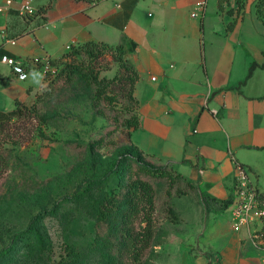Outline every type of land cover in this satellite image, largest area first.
Listing matches in <instances>:
<instances>
[{
	"label": "crops",
	"instance_id": "obj_1",
	"mask_svg": "<svg viewBox=\"0 0 264 264\" xmlns=\"http://www.w3.org/2000/svg\"><path fill=\"white\" fill-rule=\"evenodd\" d=\"M199 1L0 0V55L37 56L47 64L70 44H122L138 74L131 141L171 164L201 197L233 195L236 162L264 193V68L255 67L240 84L252 62H264V25L254 0L238 9L235 0H225L221 10L218 0H205L204 14L192 16ZM23 2L37 13L20 16ZM44 64L29 66L20 79L0 61V119L16 100L33 101ZM33 73L42 75L39 85ZM186 211L173 242L158 246L180 256L169 264H263L246 232L232 230L228 207L208 210L201 199L188 202Z\"/></svg>",
	"mask_w": 264,
	"mask_h": 264
},
{
	"label": "rangeland",
	"instance_id": "obj_2",
	"mask_svg": "<svg viewBox=\"0 0 264 264\" xmlns=\"http://www.w3.org/2000/svg\"><path fill=\"white\" fill-rule=\"evenodd\" d=\"M70 60L63 56L54 61L56 65L47 68V78L55 75L61 61ZM88 68L89 79H73L68 86L59 80L62 76L53 80L46 87L49 97H34L27 104L29 108L34 103V111L27 109L0 132V249L37 213L58 207L56 215L47 214L39 223L51 247L38 252L19 242L2 264H59L68 245L84 258L83 264H103L92 250L100 236L111 240L110 252L118 255L117 264H169L180 259L158 246L173 242L170 235L187 215V203L201 204L203 198L172 178L165 169L167 163L145 158L139 164L127 153L134 105L127 96L128 83L117 85L120 65L107 53ZM95 74L98 80L105 78L102 87L91 81ZM108 80L114 83L105 85ZM98 87L103 92L96 97ZM116 164L122 165L121 172L113 169ZM81 184V189L90 185V190L79 199L66 200ZM89 196L103 205L99 221L92 215ZM126 199L136 209L131 220L133 239L125 243L121 230L108 234V222L118 220L112 216ZM145 225H149V237H135Z\"/></svg>",
	"mask_w": 264,
	"mask_h": 264
},
{
	"label": "trees",
	"instance_id": "obj_3",
	"mask_svg": "<svg viewBox=\"0 0 264 264\" xmlns=\"http://www.w3.org/2000/svg\"><path fill=\"white\" fill-rule=\"evenodd\" d=\"M223 1L225 0H218L219 10L223 8V4H222ZM245 1L246 0H235L237 9L244 6ZM254 7L257 17L262 21L264 25V0H254ZM44 8L45 7L43 5L39 7V9H44ZM232 25L233 23L229 24L228 27L231 28ZM107 53H109L113 57V59L119 63L120 69L122 70V71L119 70L116 76V81H118L117 85H119V83L121 82L128 83L129 85V88L127 90V96L134 105V120L133 123L130 124L131 126L130 128L131 130L135 129L138 125V116H137L138 101L134 95V88H135V83L138 79V74L132 63L127 58H125L122 44L112 46L104 42H97L93 40H88L79 44H70V48L66 50L61 57L69 56L71 60L69 62L61 61V65L58 67V70L56 71L55 75L50 79L47 78L50 72L48 71L45 72L44 80H46L47 83L45 87L42 88L41 91H38L35 94V97L37 98V100H41L44 96L49 97L51 93L47 92L46 87L50 85L53 80L58 81V78H60L61 76L63 78L59 80H62V82L65 83L63 85H67V86L71 85L72 81L74 82L73 79H77V78L89 79L88 77L89 75L91 76L92 71L88 67L89 66L92 67V64L96 62L100 56H103ZM54 61L56 60H51L50 64L52 65L53 63L54 65H56V62ZM258 66L264 68V62L262 64H257L256 62H252L249 67L246 78L242 82H240V84H243L246 81V79L250 77L253 69ZM87 69L89 70L87 71ZM104 80L105 78L98 80L95 74L93 80L91 81H95L98 85H101ZM112 83H114L113 80H108L105 85L108 86L111 85ZM101 92L103 91H101V89L98 87V89L95 91V96L99 97ZM27 109L31 110V112L34 111V103L31 105V107L28 108L27 104L21 103L18 100H16L15 108L3 114V116L1 117L0 132L3 131L6 123H9L12 119H15L17 117L24 116L25 111ZM35 115H37V113H35ZM39 119L42 121L45 120L44 117L41 116L39 117ZM131 130L128 133L127 153L132 157H134V159H136V161L139 162V164H143L144 163L143 160L145 158L154 159L152 155L144 153L139 147H137L131 141L130 138ZM168 165L169 167L170 166L172 167L171 164ZM169 167H166L165 169L169 171V175L172 178L179 179L184 183V185L190 187L192 190H195V192L196 191L198 192L197 187L192 182H190L183 175L175 171L173 167L171 169H169ZM142 168L145 169L146 166H143ZM113 169L117 172H121L122 165L116 164L113 167ZM101 181H102L101 179L93 180V182H97V183ZM81 187L82 184L72 193V195L66 196L65 199L66 200L79 199L83 193H87L90 190L91 186L88 185L84 189H81ZM143 190L146 189L143 188ZM133 191H135L134 188ZM232 197L233 195H229L227 199L217 200L216 198L211 197L209 195H202V198L208 210H225L232 201ZM87 202L91 206L92 215L96 217L97 221L102 219L104 216V210L102 208L103 205L100 204L97 200H95V198L92 196L88 197ZM120 204L122 208H117L116 210L117 213L112 216V217H116V219L118 220H113V223H111L110 220L108 222L110 226V230L108 234L116 235V233L121 230V235H123L124 242L126 243V241L128 240L130 241L133 239L131 238L132 236L131 220L134 218L136 204L131 202L130 199H126L120 202ZM57 211H58L57 206H55L53 209L50 210L44 209L40 211L30 220L26 228H24L19 232L14 233L10 238L9 244L0 249V264L5 262V260L12 254V252L14 251V249L16 248L19 242H23V244L25 245L34 247V249L38 252H42L50 248L52 245V241L47 234L41 232L39 228V223L45 215L47 214L56 215ZM149 233H150L149 225H145L140 233L135 234V237L140 235L141 238H147L150 235ZM110 244H111V240L109 239L108 236H100L97 239L95 245L92 246V250L97 251L100 260L103 264H117L118 262V255L110 252ZM65 254H66L65 257H63L61 261H59V264H83L84 258L78 253V251L73 245H68L65 248Z\"/></svg>",
	"mask_w": 264,
	"mask_h": 264
},
{
	"label": "built area",
	"instance_id": "obj_4",
	"mask_svg": "<svg viewBox=\"0 0 264 264\" xmlns=\"http://www.w3.org/2000/svg\"><path fill=\"white\" fill-rule=\"evenodd\" d=\"M6 4H11L12 0H5ZM197 11L192 12V16L203 15L206 8L205 0L197 3ZM2 7H0V12ZM18 14L22 17L33 16L37 10L28 2L21 3L17 8ZM12 44L15 40L10 41ZM70 45L67 46V50ZM0 61L9 65L13 72L20 78L25 79L26 70L31 65L44 64L41 58L34 56L31 58H17L8 54H1ZM48 61L44 64V73L50 69ZM152 79H155L152 77ZM230 226L233 231H245L246 236L254 249L262 253V263L264 264V193L260 192L250 178L248 170L244 165L236 162L234 171V190L232 201L228 206Z\"/></svg>",
	"mask_w": 264,
	"mask_h": 264
},
{
	"label": "clouds",
	"instance_id": "obj_5",
	"mask_svg": "<svg viewBox=\"0 0 264 264\" xmlns=\"http://www.w3.org/2000/svg\"><path fill=\"white\" fill-rule=\"evenodd\" d=\"M32 77H33L32 82L37 85H39L43 79L42 75L39 73H33Z\"/></svg>",
	"mask_w": 264,
	"mask_h": 264
}]
</instances>
